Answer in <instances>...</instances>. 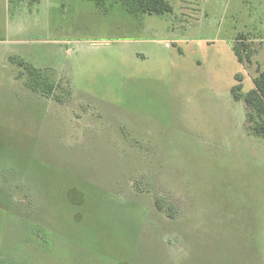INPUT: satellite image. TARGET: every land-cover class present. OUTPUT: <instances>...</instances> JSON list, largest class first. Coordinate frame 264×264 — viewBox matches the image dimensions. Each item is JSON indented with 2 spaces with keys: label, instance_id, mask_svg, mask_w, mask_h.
<instances>
[{
  "label": "rangeland",
  "instance_id": "374dc122",
  "mask_svg": "<svg viewBox=\"0 0 264 264\" xmlns=\"http://www.w3.org/2000/svg\"><path fill=\"white\" fill-rule=\"evenodd\" d=\"M167 1L169 13L135 16L117 1L12 0L0 264H178L189 245L193 264L203 252L214 263L253 241L264 252V139L231 93L264 67V0ZM242 34L250 69L232 50ZM19 60L43 70L51 97L25 86Z\"/></svg>",
  "mask_w": 264,
  "mask_h": 264
},
{
  "label": "trees",
  "instance_id": "16d2710c",
  "mask_svg": "<svg viewBox=\"0 0 264 264\" xmlns=\"http://www.w3.org/2000/svg\"><path fill=\"white\" fill-rule=\"evenodd\" d=\"M91 1L97 8L105 9L108 1H117L127 12L135 16L145 14L161 15L172 10L167 0H86ZM233 53L237 60L246 68L253 67V57L257 49L252 47V42L248 34L238 35L236 42L232 46ZM20 67L26 74L25 86L34 93H40L46 97H51L55 86L48 83V78L43 70L31 64L19 60ZM237 84L231 89L232 97L235 101H242L246 109V129L247 131L264 139V67H255V76L252 79L253 88L247 93H242V77L235 76Z\"/></svg>",
  "mask_w": 264,
  "mask_h": 264
},
{
  "label": "crops",
  "instance_id": "0c3cea01",
  "mask_svg": "<svg viewBox=\"0 0 264 264\" xmlns=\"http://www.w3.org/2000/svg\"><path fill=\"white\" fill-rule=\"evenodd\" d=\"M36 1L39 2V0H36ZM11 5L17 7L20 4L12 3V0H4V7L2 8V10H3V14H6V16L4 17L5 18L4 23H3L4 26L2 28H1V23H0V32L1 31L2 32H14L16 27L18 26V25H16V22L11 24L10 19L7 18L8 17L7 14L9 15V13L11 11ZM0 11H1V9H0ZM262 23H264V21ZM263 36H264V34H263ZM242 88H243V86H242ZM245 227H247V226L245 225ZM184 241L186 242V240H184ZM220 244L224 245L225 243H220ZM255 244L256 243L253 241V243L251 244V248H248V249H242L241 248L243 251L237 252L235 254H228V253L215 254L214 256H218V258L215 260L214 263H210L209 261H207V260L213 261L212 256H211L212 254H208V253L203 252V254H202L203 257H202V261L200 264H203V261H205L206 264H222V260H225L226 264H227V261H235L233 255H237L238 257L243 258L244 261L258 262V263H254V264H264V252L262 254H259L257 252L255 246H254ZM190 246L191 245H189V251L187 253H184L182 256V259L184 261V262L182 261L183 264H193L192 263L193 258L197 257L196 255H193V250ZM228 249L230 250V248H228ZM182 263L179 260L178 264H182Z\"/></svg>",
  "mask_w": 264,
  "mask_h": 264
}]
</instances>
